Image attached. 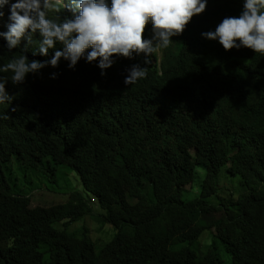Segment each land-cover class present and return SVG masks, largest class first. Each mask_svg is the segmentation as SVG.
Masks as SVG:
<instances>
[{
	"label": "trees",
	"instance_id": "trees-1",
	"mask_svg": "<svg viewBox=\"0 0 264 264\" xmlns=\"http://www.w3.org/2000/svg\"><path fill=\"white\" fill-rule=\"evenodd\" d=\"M240 5L207 0L206 10L158 52L161 60L152 57L146 78L129 86L127 69L145 66L142 55L115 57L105 75L98 61L84 58L74 69L63 58L58 67L41 69L27 91L38 123L80 124L82 146L94 143L116 166L132 164L133 171L112 169L97 192L107 214L102 221L117 231L97 250L82 196L32 208L7 180L12 157L33 167L42 159L27 139L31 130L0 134V264H224L214 249L199 259L191 250L207 233L222 243L230 264H264V56L246 47L226 51L201 35L240 14ZM151 28L149 22L145 38ZM38 37L27 46L30 57L43 61L61 50L33 55ZM26 116L21 110L20 123ZM55 168H46L52 178ZM202 169L207 194L185 202V188ZM224 170L239 177L247 192L211 207L205 198L216 192ZM76 222L85 223L83 229L70 232Z\"/></svg>",
	"mask_w": 264,
	"mask_h": 264
},
{
	"label": "clouds",
	"instance_id": "clouds-1",
	"mask_svg": "<svg viewBox=\"0 0 264 264\" xmlns=\"http://www.w3.org/2000/svg\"><path fill=\"white\" fill-rule=\"evenodd\" d=\"M206 6L207 0H0V134L31 130L27 139L39 148L42 156L36 167L26 166L12 157L4 173L12 170L15 160L20 170L26 167L36 173L30 178L41 187L46 186V182L56 183L57 171L60 178L69 180L72 185L78 184L71 172L75 173L82 187L81 191L66 194L64 201L46 205L34 204L31 196L20 191L21 197L30 199L32 208L63 205L71 194H76L83 197L85 204L80 206L90 213V219L102 221L107 214L101 209L97 192L102 189L107 173L112 169L125 173L133 171L132 164L116 166L94 143L82 146L79 142L82 135L80 124L64 122L55 125L46 119L38 123L37 111L31 107L27 91L35 86L42 74L41 69L58 67L61 58L69 61L68 67L74 69L84 58L89 63L98 61L101 75H105L104 70L114 64L115 57L134 59L142 55L145 66L134 63L127 69L124 79L127 86L135 84L146 78V66L152 63V57L157 54V60H161L158 52L168 48L173 37L182 35L191 19L202 14ZM240 7H243L240 14L225 17L215 31L201 35L218 40L226 51L246 47L264 56V0H241ZM149 22L152 35L145 38ZM37 36L40 43L33 55L47 56L49 49L54 47L61 50L51 52V59L43 61L30 57L27 46ZM25 38L27 42L24 43ZM88 49L91 50L86 51ZM56 75L53 73L52 78ZM21 110L27 112L23 123L19 121ZM30 112L37 117L32 119ZM54 144L56 149H53ZM54 153L61 154L66 161L55 159ZM51 164L56 165L53 178L46 171ZM188 188L183 195L188 193ZM46 191L51 193L50 189ZM84 225L76 222L68 230L79 232ZM74 226H79V230L73 231ZM93 241L98 243V239ZM214 248L212 245L205 255ZM195 255L198 259L205 256Z\"/></svg>",
	"mask_w": 264,
	"mask_h": 264
},
{
	"label": "rangeland",
	"instance_id": "rangeland-1",
	"mask_svg": "<svg viewBox=\"0 0 264 264\" xmlns=\"http://www.w3.org/2000/svg\"><path fill=\"white\" fill-rule=\"evenodd\" d=\"M67 169L71 171L69 168ZM71 173L76 177L78 181L77 185H72L69 180L60 178L57 171V182H46V186L41 187L37 182H32V179L30 178L31 174L36 173L32 172L26 167H24L23 170H20L16 161L14 160L12 170H7L6 176L14 191H21V193L31 196L34 204L41 203L43 205H46L62 202L65 200L67 196L66 194L73 191L82 190L77 175L73 172ZM205 179L206 171L203 169L198 170L193 186L188 188V193H185L182 199L185 202L190 203L192 201H195L196 199L202 198L203 194H207L206 190H203ZM45 189H50L51 193L47 192ZM246 192L247 189L241 185L239 177H232L230 174L224 171L221 173L218 179L216 192L210 195L208 198H205V202H207L211 207L215 206L216 208H218L222 206V200L238 199ZM219 217L220 216H218V218ZM87 220L89 225L88 230L91 237L95 240L98 239V243H96L97 250H99L103 246V244L107 243L105 241H110L116 235V230L112 225L104 223L103 221H95L91 219ZM205 225L206 224H204V226ZM56 228L60 229L61 226L57 224ZM79 228V226H74L72 230L78 231ZM80 235L81 234L78 233V236ZM212 245L215 246L214 252L221 257L224 264H230V257L225 252L222 243L215 239L211 233H207L192 249L198 257H202L208 252L209 248Z\"/></svg>",
	"mask_w": 264,
	"mask_h": 264
}]
</instances>
